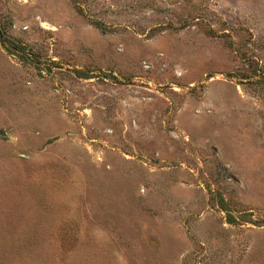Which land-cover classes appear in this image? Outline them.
<instances>
[{
  "label": "rangeland",
  "instance_id": "obj_1",
  "mask_svg": "<svg viewBox=\"0 0 264 264\" xmlns=\"http://www.w3.org/2000/svg\"><path fill=\"white\" fill-rule=\"evenodd\" d=\"M0 264H264V0H0Z\"/></svg>",
  "mask_w": 264,
  "mask_h": 264
},
{
  "label": "bare ground",
  "instance_id": "obj_2",
  "mask_svg": "<svg viewBox=\"0 0 264 264\" xmlns=\"http://www.w3.org/2000/svg\"><path fill=\"white\" fill-rule=\"evenodd\" d=\"M43 25H45V24L43 23Z\"/></svg>",
  "mask_w": 264,
  "mask_h": 264
}]
</instances>
